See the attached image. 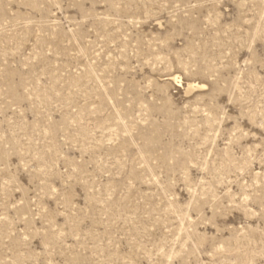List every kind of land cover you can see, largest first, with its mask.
<instances>
[{
  "label": "rangeland",
  "instance_id": "rangeland-1",
  "mask_svg": "<svg viewBox=\"0 0 264 264\" xmlns=\"http://www.w3.org/2000/svg\"><path fill=\"white\" fill-rule=\"evenodd\" d=\"M0 264H264V0H0Z\"/></svg>",
  "mask_w": 264,
  "mask_h": 264
}]
</instances>
